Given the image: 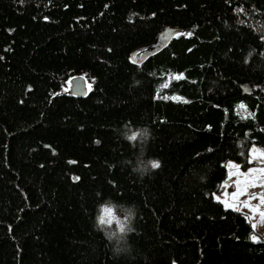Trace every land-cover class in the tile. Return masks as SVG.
Masks as SVG:
<instances>
[{
    "label": "trees",
    "instance_id": "1",
    "mask_svg": "<svg viewBox=\"0 0 264 264\" xmlns=\"http://www.w3.org/2000/svg\"><path fill=\"white\" fill-rule=\"evenodd\" d=\"M75 76L87 95L61 92ZM137 125L160 162L143 179L120 164ZM253 145L264 0H0V264H264L213 197ZM98 191L138 204L136 259L93 229Z\"/></svg>",
    "mask_w": 264,
    "mask_h": 264
},
{
    "label": "clouds",
    "instance_id": "2",
    "mask_svg": "<svg viewBox=\"0 0 264 264\" xmlns=\"http://www.w3.org/2000/svg\"><path fill=\"white\" fill-rule=\"evenodd\" d=\"M122 132L120 139L127 140L135 149L132 157H125L120 161L138 178L151 176L156 167L154 161L157 157L147 154V145L153 138V131L148 125H137L132 131L120 127ZM205 179L204 176L200 177ZM101 197V193H96ZM140 209L135 201L117 200L112 196H104L97 200L93 214L92 227L105 238L110 252L115 258H127L134 260L137 257V249L131 240V235L137 232V218Z\"/></svg>",
    "mask_w": 264,
    "mask_h": 264
},
{
    "label": "rangeland",
    "instance_id": "3",
    "mask_svg": "<svg viewBox=\"0 0 264 264\" xmlns=\"http://www.w3.org/2000/svg\"><path fill=\"white\" fill-rule=\"evenodd\" d=\"M183 30L175 28L174 34L177 35ZM168 37L170 36L169 34ZM162 36L163 42L167 36ZM148 49H141L139 54H143ZM179 76V75H178ZM88 88L90 86L88 85ZM71 90V80L64 86V93H69ZM255 148L257 152H264L263 146L253 145L250 149ZM231 162V163H229ZM227 169V176L221 181L219 188L213 193L215 200L223 203L226 208L234 209L245 213L254 228L255 239L264 237V201L259 199V194H264V173H249V168H264V156L252 157L249 151V164L244 167L241 163L235 160H228L225 162ZM255 177V179H253ZM243 193L233 198L232 193L241 191ZM252 197H255L254 199ZM227 200L231 207L224 204ZM248 204L253 205L252 208L247 207Z\"/></svg>",
    "mask_w": 264,
    "mask_h": 264
},
{
    "label": "snow or ice",
    "instance_id": "4",
    "mask_svg": "<svg viewBox=\"0 0 264 264\" xmlns=\"http://www.w3.org/2000/svg\"><path fill=\"white\" fill-rule=\"evenodd\" d=\"M19 2L22 3L23 0H19ZM241 11H243V9H241ZM45 19H47V17H45ZM73 83H74V81H73ZM85 87H86V88L88 87L87 83H85ZM95 143H96V144H100V140L97 139V140L95 141ZM249 151H250V155H251L252 157H256V156H264V152H257V151L255 150L254 147H253L252 149H250ZM159 163H160L159 161H154V162H153V166H154V167H158V166H159ZM229 163H231V162H229ZM248 172H249V173H256V172L264 173V168H249V169H248ZM77 179H79V178L77 177ZM253 179H255V177H253ZM242 193H243V189H242L241 191H238V192H234V193H232V196H233V198H235V197L241 195ZM252 198L254 199L255 197H252ZM259 199H260L261 201H264V194H259ZM224 204L227 205V206H229V207L232 206V205L229 204V202H228L227 200L224 201ZM247 207L252 208L253 205L248 204ZM254 239H255V237H254Z\"/></svg>",
    "mask_w": 264,
    "mask_h": 264
},
{
    "label": "water",
    "instance_id": "5",
    "mask_svg": "<svg viewBox=\"0 0 264 264\" xmlns=\"http://www.w3.org/2000/svg\"><path fill=\"white\" fill-rule=\"evenodd\" d=\"M168 33L167 30L164 31V34ZM74 81V83H73ZM87 80L83 76H75L71 79V90L69 94L75 96H85L88 93V87H85Z\"/></svg>",
    "mask_w": 264,
    "mask_h": 264
}]
</instances>
